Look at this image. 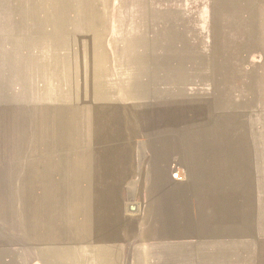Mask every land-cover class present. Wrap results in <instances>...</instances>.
I'll use <instances>...</instances> for the list:
<instances>
[{
	"label": "rangeland",
	"instance_id": "obj_1",
	"mask_svg": "<svg viewBox=\"0 0 264 264\" xmlns=\"http://www.w3.org/2000/svg\"><path fill=\"white\" fill-rule=\"evenodd\" d=\"M160 102L182 104L186 153L222 142L242 154L249 200L229 235L208 231L218 215L200 208L204 182L182 156L151 168ZM115 126L108 155L128 157L135 179L116 198L96 131ZM0 264H264V0H0Z\"/></svg>",
	"mask_w": 264,
	"mask_h": 264
},
{
	"label": "crops",
	"instance_id": "obj_2",
	"mask_svg": "<svg viewBox=\"0 0 264 264\" xmlns=\"http://www.w3.org/2000/svg\"><path fill=\"white\" fill-rule=\"evenodd\" d=\"M181 105V103H176L175 105L172 104L171 108L163 111L165 108L161 107L162 103L160 102L158 111V113L160 114L152 119L153 122L149 123L147 134L150 135L149 133L153 130L154 134L158 136V138H154L148 143V149L151 155L150 166L152 169H154L157 162L163 159L167 154L166 150L177 152L180 156H182V160L184 159L188 163L189 171L192 173L191 175L194 177L196 182L197 180L204 182L200 187V194L198 195V197H200L202 200V204L200 202L198 204L203 205L200 206V208L202 209V211H206V209L208 210L206 211L207 216L218 215V222L216 221V217L210 216V219L208 220V226L211 229H208V231H218L219 233H223V236L225 235V233L229 235V232L231 231V216L234 214L235 210L240 209L241 207L240 203L238 202L239 198L243 199L246 208L249 200L247 187L244 184L245 180L241 179L244 173L240 175V172L243 171L241 169L244 168L242 163L243 159H240L241 162L239 161V157L242 154L240 156H235L237 149L236 145L222 142L212 145L203 144L200 145L201 149H192V146L190 145L187 148L189 151L187 150L188 152L186 153L184 131L182 130L183 125L178 121L180 119L178 113H181ZM178 106H180V110L178 109ZM127 129L129 131V135L132 138L135 134L134 125L132 124L130 126L129 124ZM178 129H180V133H182L181 136H177L174 138L164 137L166 132H168V134H174L178 131ZM96 131L97 135L99 136L100 134L101 136L99 140L104 141L102 143L107 144V146L103 148V150H105L106 152H103L98 160V165L101 168H99V175H101V177L105 175H112V184L115 185V192L113 191V185L109 187L106 186V188L108 191V195L112 194L114 196L115 193L116 198L118 193L117 185L120 182H127V184L130 182H135V179H130L128 176L132 170L131 161H129L128 157L127 159L121 157L117 151H115V156L108 155V150H110L109 147L114 139V136L116 145L118 133V129L116 126L115 134L111 129L108 128L105 129L98 127L96 128ZM197 153L204 154V157L206 156L207 160H199L198 158H196L195 154ZM216 155H220L221 157L227 155V160L223 161V157L222 159L220 157L217 162H212L211 158ZM200 162H204V164H206L203 165L200 164ZM238 163L240 164V169H235L234 166L236 164L237 167ZM229 175L232 176L230 179ZM242 182L245 185V189L244 192H240V196H238V185ZM139 183L141 182L139 181ZM157 183L158 189L156 187ZM163 185L164 175L161 174L160 170L156 171L153 177V182L147 190V194L152 196L159 193ZM207 190H209V193L205 194V191ZM183 192L185 191L179 190L176 192H171V195L168 192L165 195L159 194L155 198H158V205L153 207V209L161 210V206L164 203V196L169 197L168 199H170L171 196L179 198V196L185 194ZM159 210L158 212H160L159 214H161V211ZM104 211L105 210H101V212ZM98 217L100 220L98 219L95 221L96 223H94L95 226H93V229L96 228L99 231H105V229L108 227L107 219L104 215H99ZM161 225L162 219H160L159 221V228L162 227ZM105 226L106 228H104ZM107 237L108 236H106V238ZM219 242L222 243L219 245L224 253L231 251V239H222Z\"/></svg>",
	"mask_w": 264,
	"mask_h": 264
},
{
	"label": "built area",
	"instance_id": "obj_3",
	"mask_svg": "<svg viewBox=\"0 0 264 264\" xmlns=\"http://www.w3.org/2000/svg\"><path fill=\"white\" fill-rule=\"evenodd\" d=\"M171 179H172V180H175V181L179 180V179H180V174H179L178 172L173 173V174L171 175Z\"/></svg>",
	"mask_w": 264,
	"mask_h": 264
},
{
	"label": "water",
	"instance_id": "obj_4",
	"mask_svg": "<svg viewBox=\"0 0 264 264\" xmlns=\"http://www.w3.org/2000/svg\"><path fill=\"white\" fill-rule=\"evenodd\" d=\"M137 210V207L135 205H129L128 206V211L129 212H135Z\"/></svg>",
	"mask_w": 264,
	"mask_h": 264
},
{
	"label": "bare ground",
	"instance_id": "obj_5",
	"mask_svg": "<svg viewBox=\"0 0 264 264\" xmlns=\"http://www.w3.org/2000/svg\"><path fill=\"white\" fill-rule=\"evenodd\" d=\"M13 11H15V10H13ZM40 11V10H39ZM14 13V12H13ZM69 15H70V13H69ZM14 21V20H13ZM23 52V51H22ZM22 61V60H21ZM200 146V145H199ZM199 149V148H198ZM213 161V160H212Z\"/></svg>",
	"mask_w": 264,
	"mask_h": 264
}]
</instances>
